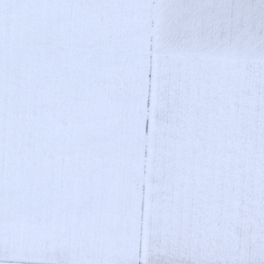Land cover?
<instances>
[{
  "label": "snow or ice",
  "instance_id": "snow-or-ice-1",
  "mask_svg": "<svg viewBox=\"0 0 264 264\" xmlns=\"http://www.w3.org/2000/svg\"><path fill=\"white\" fill-rule=\"evenodd\" d=\"M5 36L22 38V55L5 46ZM97 79L119 89L115 101ZM77 91L107 104L132 165L116 194L119 230L100 249L69 257L48 240L65 225L78 241L67 202L88 194L83 171L66 167L65 186L36 194L54 224L31 232L20 227L26 217L10 219L20 205L5 200L4 179L8 146L25 126L38 134L36 155L82 150L81 136L55 127L72 109L36 115ZM21 112L33 118L19 119ZM177 118L218 149L225 136L242 134L258 202L250 235L185 228L172 222L177 209L154 197L166 125ZM0 264H264V10L249 26L214 0H0Z\"/></svg>",
  "mask_w": 264,
  "mask_h": 264
},
{
  "label": "clouds",
  "instance_id": "clouds-1",
  "mask_svg": "<svg viewBox=\"0 0 264 264\" xmlns=\"http://www.w3.org/2000/svg\"><path fill=\"white\" fill-rule=\"evenodd\" d=\"M225 15L249 26L257 23V11L264 10V0L247 3L245 0H214ZM21 37L5 36L4 44L14 54L22 55ZM14 80L20 83L14 73ZM95 87L107 89L110 101H115L119 89L110 80L97 79ZM22 90V86H21ZM60 107L71 117H58V131L71 130L85 140L79 153L49 149L34 153L37 133L25 126L13 137L8 151L4 179V198L14 206L10 217L27 218L25 231L42 229L54 224L51 216L43 215L34 202L37 193L54 194L65 186L61 173L66 167L82 170L88 194L67 202L76 220L79 239L75 243L67 226L56 225L58 238L50 245L65 247L69 257L81 251L98 250L107 238L119 230L114 217L118 214L116 194L129 179L132 161L120 141L118 125L107 104L98 103L92 94L74 93L63 104L44 103L36 114L47 116L50 108ZM22 120L32 119L31 113H18ZM240 136H225L223 146L217 148L206 135L190 136L182 119L166 125L163 160L153 174L154 197L170 202L176 209L173 223L185 228H200L209 234L220 233L244 237L256 226L258 207L254 174L244 155Z\"/></svg>",
  "mask_w": 264,
  "mask_h": 264
},
{
  "label": "crops",
  "instance_id": "crops-1",
  "mask_svg": "<svg viewBox=\"0 0 264 264\" xmlns=\"http://www.w3.org/2000/svg\"><path fill=\"white\" fill-rule=\"evenodd\" d=\"M245 2L255 4V3H257V0H245Z\"/></svg>",
  "mask_w": 264,
  "mask_h": 264
}]
</instances>
